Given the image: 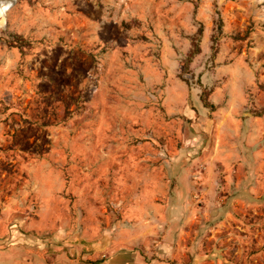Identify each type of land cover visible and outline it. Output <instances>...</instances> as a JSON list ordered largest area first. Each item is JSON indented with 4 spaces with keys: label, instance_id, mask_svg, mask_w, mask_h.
I'll return each instance as SVG.
<instances>
[{
    "label": "rangeland",
    "instance_id": "obj_1",
    "mask_svg": "<svg viewBox=\"0 0 264 264\" xmlns=\"http://www.w3.org/2000/svg\"><path fill=\"white\" fill-rule=\"evenodd\" d=\"M6 17L0 264H264V0Z\"/></svg>",
    "mask_w": 264,
    "mask_h": 264
},
{
    "label": "bare ground",
    "instance_id": "obj_2",
    "mask_svg": "<svg viewBox=\"0 0 264 264\" xmlns=\"http://www.w3.org/2000/svg\"><path fill=\"white\" fill-rule=\"evenodd\" d=\"M14 0H0V27L6 24L7 11L10 9Z\"/></svg>",
    "mask_w": 264,
    "mask_h": 264
}]
</instances>
